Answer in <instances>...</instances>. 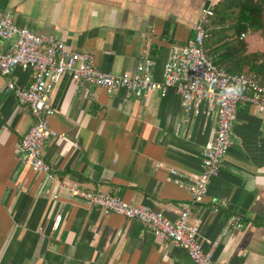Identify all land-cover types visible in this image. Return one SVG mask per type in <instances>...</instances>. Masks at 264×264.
<instances>
[{"label": "crops", "instance_id": "1", "mask_svg": "<svg viewBox=\"0 0 264 264\" xmlns=\"http://www.w3.org/2000/svg\"><path fill=\"white\" fill-rule=\"evenodd\" d=\"M218 1L0 0V14L11 12L19 26L56 34L74 50L93 51L105 72H134L145 51L161 81L171 44L191 38L198 12ZM256 43L264 45V39ZM10 45L0 40V51ZM12 78L27 87L34 72L17 68ZM4 81L0 75V264H194L184 248L163 242L136 220L104 214L68 189L55 198V185L16 151L34 119L4 92ZM91 91L84 94L63 75L51 93L50 125L64 135L49 140L43 152L57 179L149 206L170 220L178 218L181 204H190L189 220L199 227L203 249L218 242L216 260L264 264V116L254 106L238 110L218 175L205 201L193 205L168 168L202 171L216 111L198 102L199 114H188L173 89L146 96L124 88L112 95L99 87Z\"/></svg>", "mask_w": 264, "mask_h": 264}, {"label": "built area", "instance_id": "2", "mask_svg": "<svg viewBox=\"0 0 264 264\" xmlns=\"http://www.w3.org/2000/svg\"><path fill=\"white\" fill-rule=\"evenodd\" d=\"M209 3L198 12L194 35L183 43H173L162 70V80L154 77L155 63L147 52L139 55L134 72L111 73L97 67L91 50L77 51L56 34H36L29 28L19 26L13 14H0V40L11 41L10 49L0 51V75L5 79L3 90L12 94L32 115L34 122L16 145V151L25 163L36 173L43 174L51 181L57 192L68 189L70 194L83 198L92 207L104 214H120L127 219L138 221L151 230L163 242H171L184 248L194 264H229L215 259V246L203 249L199 227L189 220L191 206L183 203L176 220L168 219L162 211L149 206L134 205L118 196L94 190H87L76 184L65 186L53 172L44 157L45 144L62 137L51 125L55 109L51 93L63 75H69L86 95L99 87L107 95L121 88L128 92L146 96L149 92L166 94L173 89L183 100L188 114H199L196 103L206 102L216 111V129L212 140L207 142L201 155L199 174H187L175 168H168L173 181L185 186L190 193L191 203L199 205L205 201L210 180L218 175L220 166L232 145L237 112L240 108L254 106L264 116V84L255 75L229 73L216 64L217 55L207 53L205 46L209 38V24L214 16ZM253 33L248 30L241 34L246 39ZM32 69L33 82L22 87L12 78L15 70ZM235 221L231 218L229 223Z\"/></svg>", "mask_w": 264, "mask_h": 264}, {"label": "trees", "instance_id": "3", "mask_svg": "<svg viewBox=\"0 0 264 264\" xmlns=\"http://www.w3.org/2000/svg\"><path fill=\"white\" fill-rule=\"evenodd\" d=\"M207 53L217 55L216 64L229 73L255 75L264 84V53L249 52L241 34L252 30L264 37V0H219L213 6Z\"/></svg>", "mask_w": 264, "mask_h": 264}, {"label": "rangeland", "instance_id": "4", "mask_svg": "<svg viewBox=\"0 0 264 264\" xmlns=\"http://www.w3.org/2000/svg\"><path fill=\"white\" fill-rule=\"evenodd\" d=\"M264 39L263 33L261 32H254L246 38V42L248 43V50H256L253 52H263L264 53V45H257L256 41ZM250 45V46H249ZM256 45L258 47H256Z\"/></svg>", "mask_w": 264, "mask_h": 264}]
</instances>
